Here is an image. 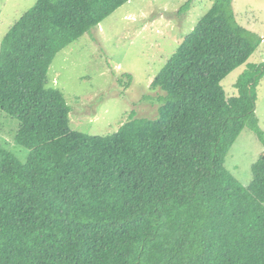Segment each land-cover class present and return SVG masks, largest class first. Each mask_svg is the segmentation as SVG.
Here are the masks:
<instances>
[{
  "label": "trees",
  "instance_id": "1",
  "mask_svg": "<svg viewBox=\"0 0 264 264\" xmlns=\"http://www.w3.org/2000/svg\"><path fill=\"white\" fill-rule=\"evenodd\" d=\"M129 1L36 0L2 38L0 264H264V200L225 167L245 128L264 147L248 62L261 40L232 0H212L151 81L153 119L85 134L48 85L56 55Z\"/></svg>",
  "mask_w": 264,
  "mask_h": 264
},
{
  "label": "rangeland",
  "instance_id": "2",
  "mask_svg": "<svg viewBox=\"0 0 264 264\" xmlns=\"http://www.w3.org/2000/svg\"><path fill=\"white\" fill-rule=\"evenodd\" d=\"M35 1L0 0V43ZM185 4L187 11L179 14ZM231 5L236 22L261 40L248 62L262 64L254 92L255 115L264 132V0H232ZM211 6L212 0H130L62 49L49 68L48 85L62 92L71 107L70 127L89 135H107L131 112L135 117L155 118L158 104L153 100L161 93L151 90L150 83ZM244 70L245 65L221 82L227 96L235 94L234 84ZM0 144L14 150L3 136ZM15 146L26 157L27 151ZM225 167L264 200V147L249 128L231 147Z\"/></svg>",
  "mask_w": 264,
  "mask_h": 264
}]
</instances>
